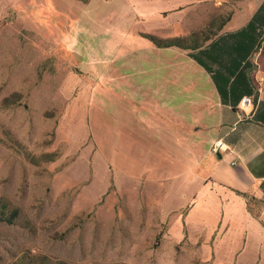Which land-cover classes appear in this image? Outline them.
Returning a JSON list of instances; mask_svg holds the SVG:
<instances>
[{
	"label": "rangeland",
	"instance_id": "374dc122",
	"mask_svg": "<svg viewBox=\"0 0 264 264\" xmlns=\"http://www.w3.org/2000/svg\"><path fill=\"white\" fill-rule=\"evenodd\" d=\"M257 12L259 88L264 0H0V198L19 211L0 220V264L28 252L70 264H264L260 228L241 244L239 228L193 209V184L161 180L159 155L131 159L134 137L114 136L106 119L121 108L105 98L114 60L141 45L134 35L185 36L218 16L230 18L221 32L235 31ZM247 204L254 214L263 203Z\"/></svg>",
	"mask_w": 264,
	"mask_h": 264
},
{
	"label": "crops",
	"instance_id": "0c3cea01",
	"mask_svg": "<svg viewBox=\"0 0 264 264\" xmlns=\"http://www.w3.org/2000/svg\"><path fill=\"white\" fill-rule=\"evenodd\" d=\"M134 37L141 45L114 60L113 94L105 97L113 103V111L121 108L119 116L112 111L114 115L108 114L106 119L112 122L114 136L134 137L129 146L134 161L159 155L156 168L170 173L162 174L161 180L193 184V192L198 193L193 209L209 211L214 218L209 222L215 226H226L228 231L239 228L244 234L240 243L246 245L251 239L248 226L255 225L264 233V87L258 88L253 79L256 69L245 65L251 56L229 65L219 49L157 47ZM217 43L225 45L220 40ZM256 90L255 104L242 100ZM98 92V130L103 131L102 94ZM217 138H223L230 149L212 153L210 146ZM248 196L262 200L254 214L248 208ZM207 205L210 210L203 208ZM260 241L264 235L255 243Z\"/></svg>",
	"mask_w": 264,
	"mask_h": 264
},
{
	"label": "trees",
	"instance_id": "16d2710c",
	"mask_svg": "<svg viewBox=\"0 0 264 264\" xmlns=\"http://www.w3.org/2000/svg\"><path fill=\"white\" fill-rule=\"evenodd\" d=\"M87 1V0H83ZM263 16L260 12H257L251 17L246 25L235 31L226 33L221 32L229 17H211L207 27L200 31H193L189 35L185 36H169L160 37L153 33H143L152 43L157 47H177L184 50L199 51L202 48L207 52L206 48H210L215 52V49H219L222 55H225L228 59L229 65L240 64L242 60L250 56L254 49L259 48L261 45V39L258 37V25L262 21ZM225 42V45H218V41ZM205 41H208L205 44ZM190 55L196 59L199 63L203 64L206 69L211 71L207 64L203 63L198 55L190 52ZM208 56V55H207ZM249 64L252 67L254 63L252 60L245 62V65ZM252 100L255 104L258 100V91L256 90L252 94ZM237 109L236 107H233ZM29 157V154H26ZM46 161L54 160L55 155L47 153L44 155ZM33 162L31 158H28ZM246 196V195H245ZM248 198V197H247ZM0 220L12 223L18 216L19 211L17 207H10L9 202L5 198H0ZM12 264H70L64 260H52L50 257L41 254H32L28 252L19 259H16Z\"/></svg>",
	"mask_w": 264,
	"mask_h": 264
},
{
	"label": "built area",
	"instance_id": "2783aa9c",
	"mask_svg": "<svg viewBox=\"0 0 264 264\" xmlns=\"http://www.w3.org/2000/svg\"><path fill=\"white\" fill-rule=\"evenodd\" d=\"M245 103L251 102V96H244L242 99ZM230 149V146L223 138H217L210 146V151L214 154L223 153Z\"/></svg>",
	"mask_w": 264,
	"mask_h": 264
}]
</instances>
